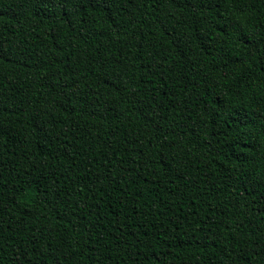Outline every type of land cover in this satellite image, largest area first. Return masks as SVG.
Here are the masks:
<instances>
[{"label":"trees","instance_id":"obj_1","mask_svg":"<svg viewBox=\"0 0 264 264\" xmlns=\"http://www.w3.org/2000/svg\"><path fill=\"white\" fill-rule=\"evenodd\" d=\"M0 264H264V0H0Z\"/></svg>","mask_w":264,"mask_h":264}]
</instances>
